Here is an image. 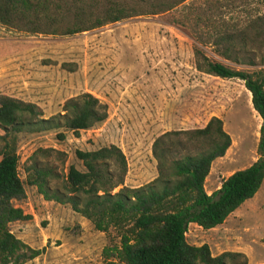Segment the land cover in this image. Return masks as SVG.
Masks as SVG:
<instances>
[{
  "label": "trees",
  "instance_id": "obj_1",
  "mask_svg": "<svg viewBox=\"0 0 264 264\" xmlns=\"http://www.w3.org/2000/svg\"><path fill=\"white\" fill-rule=\"evenodd\" d=\"M0 0V26L30 34L65 36L136 16L156 15L181 6L172 23L191 37L194 68L218 78H235L249 93L259 118L255 159L221 180L206 194L203 182L211 162L223 156L230 137L222 121L210 116L203 126L163 131L150 144L156 175L129 187L123 184L126 160L114 144L74 150L82 170L63 153L35 148L17 172L16 143L20 132L57 130L78 136L102 122L106 104L88 92L65 99L48 117L34 103L0 94V264H23L39 255L9 230V223L27 220L14 201L24 198L23 185L33 186L45 200L66 204L93 229L113 230L116 242L102 249L106 264H247L242 252L212 255L206 244L185 240L187 225L209 229L258 190L264 177V8L247 7L264 0ZM186 2V3H185ZM205 47L220 60L206 56ZM231 64L232 66L228 65ZM244 67V68H238ZM61 129L62 131H58Z\"/></svg>",
  "mask_w": 264,
  "mask_h": 264
},
{
  "label": "rangeland",
  "instance_id": "obj_2",
  "mask_svg": "<svg viewBox=\"0 0 264 264\" xmlns=\"http://www.w3.org/2000/svg\"><path fill=\"white\" fill-rule=\"evenodd\" d=\"M189 1L199 4L202 0ZM181 6L65 36L0 26V94L36 104L43 117L55 114L65 99L82 92L92 94L107 107L102 122L80 130L78 136L64 131L61 141L55 138L57 130L18 133L17 172L22 181V166L35 148L62 152V166L52 157L45 160L65 172L69 164L82 170L74 150L114 144L126 160L123 184L142 185L156 175L150 153L152 139L167 130L201 127L210 116L221 119L230 145L225 155L211 162L208 180L223 178L255 159L259 118L251 108L249 93L238 79L218 78L194 68L192 39L172 23ZM258 8L264 7L253 1L247 10ZM204 51L207 57L220 60L210 47ZM251 203L239 211L232 226L226 222L212 233L189 227L186 236L209 246L212 255L238 242L251 264L264 263V184ZM59 205L66 209L47 207L30 221L32 248L40 253L24 263L106 264L102 249L116 242L113 230L106 234L96 231L85 218L86 223L77 219L79 215L68 205ZM229 229L235 236L225 234Z\"/></svg>",
  "mask_w": 264,
  "mask_h": 264
},
{
  "label": "crops",
  "instance_id": "obj_3",
  "mask_svg": "<svg viewBox=\"0 0 264 264\" xmlns=\"http://www.w3.org/2000/svg\"><path fill=\"white\" fill-rule=\"evenodd\" d=\"M258 125H259V123H258ZM225 153H226V151H225ZM238 169H241V168H238ZM235 170H237V169H235ZM208 175H209V173L206 175V177L204 179V182H203V189H204L206 194H210L212 191L216 190L219 187L221 180L224 179L227 176L226 175L223 178H218V177L217 178L216 177L213 178L212 177V179L210 181V180H208ZM263 184H264V177L262 179V182H261L260 186H262ZM23 188H24V198L22 200H20V201H14V204H15V206H18L22 210V212L24 214L30 215L31 218L29 220H26V221L18 220V221L11 222L9 224V227L12 226V227H15V228H14V230H11V229H9V230L15 237L21 239L22 242H24L25 244H27L29 247L32 248L33 247V242L31 243L32 238H30V237L32 236V233H33L34 229L32 227V229L29 230V225H31L30 224L31 222H34L35 216L37 214H39V212H42V209L47 208V207H49V208L53 207L52 208L53 210H56V209L60 210V209H66V206L59 205L57 203H53L52 201L44 200L39 194H37L35 192V189H34L33 186L23 185ZM257 191L255 192V194L251 198H248V199L244 200L238 207H236L231 213H229L221 224H219V225H217L215 227L209 228V229H205V230L209 231L210 233H212V232L216 231L217 229H222V227L226 225V222H227V224H229L231 226L233 224H235V220L240 216L239 211L242 208H244V207L247 208V207H249L250 205L253 204V203L250 204V201L252 199H254ZM77 219L81 220L82 223H86L84 218H82L81 216H79ZM228 221L230 223H228ZM189 227H194L196 229L197 228L201 229L200 227H198L197 225H195L193 223H189L187 225V228H189ZM227 233L232 234L233 236H235L233 234V229H229V232H226L225 234H227ZM184 236H185V240H186L187 243L193 244V245H200V244H196L195 243V239L194 238L189 239L186 236V233H185ZM42 237H43L42 239L46 238L45 236H42ZM234 243H235V246L233 248H229V249L224 250V251L242 252L247 258V264H251V262L249 260L248 253L245 250V248L242 247L241 245H239L238 242L234 241ZM208 248H210V247L208 246ZM29 262L30 261H28L26 263H29ZM26 263H24V264H26ZM254 264H264V263H262L260 261H256Z\"/></svg>",
  "mask_w": 264,
  "mask_h": 264
}]
</instances>
